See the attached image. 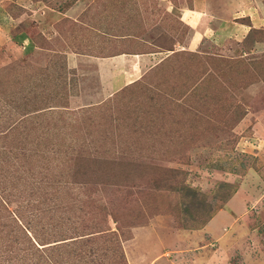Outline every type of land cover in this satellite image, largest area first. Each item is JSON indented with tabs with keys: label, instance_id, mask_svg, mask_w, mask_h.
Segmentation results:
<instances>
[{
	"label": "rangeland",
	"instance_id": "1",
	"mask_svg": "<svg viewBox=\"0 0 264 264\" xmlns=\"http://www.w3.org/2000/svg\"><path fill=\"white\" fill-rule=\"evenodd\" d=\"M67 1L0 0V264H264V67L251 64L264 59V0H75L60 12ZM87 2L91 17L79 11ZM166 8L176 25L158 35L181 43L182 10L205 19L191 51L203 64L188 56L189 71L174 78L162 56L135 91L103 88L81 61L86 40L119 17L157 9L167 22ZM65 19L84 28L66 30ZM192 68L207 81L192 85ZM210 74H225L222 89ZM22 94L36 102L28 117L16 107ZM46 96L54 97L42 112ZM73 127L78 144L61 139ZM69 143L103 160L89 200L80 184L65 187L70 171L45 185L40 171L22 167L26 148L69 160Z\"/></svg>",
	"mask_w": 264,
	"mask_h": 264
},
{
	"label": "crops",
	"instance_id": "2",
	"mask_svg": "<svg viewBox=\"0 0 264 264\" xmlns=\"http://www.w3.org/2000/svg\"><path fill=\"white\" fill-rule=\"evenodd\" d=\"M158 1L160 2L163 0ZM89 3L90 2L84 4L82 8H79V11L82 12L84 9H89L87 15L91 16L92 14H90ZM76 7L77 6L75 5L73 8ZM73 8H71V10H73ZM105 9L112 11V9L107 7H105ZM186 10H182L181 16L179 17L187 27L186 35L184 36L182 43L176 39L177 37H175V35L174 37L171 36V33L169 32V36H166L163 41L165 42V44L162 45L164 48L156 47L154 43L157 37L162 36L158 35L161 30L165 29L164 31H168L170 30L171 25H176L173 20L176 17L170 14L172 13L171 10L166 8L164 11L166 14H170L171 17H164L167 22L163 23L160 10L157 9L153 10L154 13L151 18L148 17L145 20L139 18L137 15L135 18L128 16L127 20H118L121 17L112 19L113 17L110 15L112 19L111 22L118 25V27L110 30L113 27V24H109L111 27L110 29L108 28L105 32H100V34H103L104 36L99 35L95 41H89L90 38H88L85 45V54H80L82 57L81 61L83 63L85 62L84 58L86 59L89 69L95 71V76L101 82L102 87L107 83V87L118 91L132 82L138 81V79H140L145 73H151L154 70L157 71V65L161 61L162 56L168 57L174 51L177 52L184 50L191 52L198 49V46L204 40L206 35L203 26L205 19L201 15L196 16L191 14L193 12L192 9ZM195 12L197 13L198 10H195ZM79 13L75 15L77 18ZM66 14L67 12L65 15ZM148 14L152 13L148 12ZM152 18H155V21H151ZM134 21H136V23ZM155 25H157V28L152 31V36L150 37V34L148 33L151 28L150 26L153 27ZM237 25H240L241 27L248 26V24L243 23H237ZM222 27H226V30H228L227 27L229 29L231 27V29L235 30L233 24H227V22L225 24L223 23ZM231 29L228 32L232 31ZM99 40H104V42L98 44L95 43ZM171 43L173 44L171 45ZM152 77L154 78V76ZM103 88H105V86ZM211 223L213 224L210 225ZM210 224L205 227L206 230H201L202 235L205 234L206 236V233L208 232L207 230L210 226H214V221L212 220ZM140 229L142 230L143 228ZM147 236L151 235L148 234Z\"/></svg>",
	"mask_w": 264,
	"mask_h": 264
},
{
	"label": "trees",
	"instance_id": "3",
	"mask_svg": "<svg viewBox=\"0 0 264 264\" xmlns=\"http://www.w3.org/2000/svg\"><path fill=\"white\" fill-rule=\"evenodd\" d=\"M75 0H72V1H70V0H68L67 2H63L62 3V5H60L58 8V10L60 11V12H63V11H66L68 8H70V6L72 5V4H74L73 2H74ZM171 1H173V0H171ZM100 12H102V9H101V11ZM99 12V13H100ZM138 12V11H137ZM97 13V12H96ZM99 13H97V14H99ZM137 16H139L141 19H144L145 20V16L144 15H142V16H140V15H138V14H136ZM91 16H93V14L91 15ZM90 16V17H91ZM68 21L65 19L64 21H62L61 23H66V30H70L71 32H73V31H75V30H81L82 28H84L83 27V24H80V23H78L79 22V20H78V22H74V21H70L69 23H67ZM254 29V28H253ZM259 29H255L254 31L256 32V31H258ZM261 31H264V30H261ZM163 33V32H162ZM259 33V32H258ZM264 33V32H263ZM163 35H166L165 33H163ZM165 38H166V36H160V37H157L156 39H155V43H154V45L155 44H157V43H160V44H157L156 45V47H160L161 48V45H164V40H165ZM171 49V48H170ZM121 53V52H120ZM172 55V56H171ZM171 55H169L168 57H167V59L169 58V57H171V59L169 58L166 62H167V65H171L170 66V70L172 71V72H174L176 75H172V76H170V77H174V78H176V76H179V75H181V74H183V71H185V72H187V71H189V69H190V65L188 64V56H190L191 58H198V60H197V64L198 65H200V63H202L203 64V62H202V60H201V57L200 56H198V54L197 53H195V52H189V51H184V50H181V51H174V52H172V54ZM208 56V58H212V55H207ZM217 60H223L222 58L221 59H217ZM201 64V65H202ZM246 64H248V63H245V65ZM252 64V66L253 65H256V64H262V66L264 67V59L263 60H256V61H254L253 63H251ZM184 68H186V69H184ZM193 69V68H192ZM192 72H195L196 73V71L193 69V70H191ZM221 73H222V71H221ZM197 75H195L194 77H191L192 78V81H191V83H192V85H193V83H195L194 85H195V87H197L198 85H199V83H200V85H201V83L203 82L202 80L203 79H206V80H204V81H207V78H204L203 76H204V73H203V71H199V73H196ZM225 74H223L222 75V78L221 79H216L214 76H212V74H210L209 76H208V79H211V80H213L212 82H213V84H214V87H217L218 89H222V79L223 78H225L226 79V77L224 76ZM201 77L200 79L201 80H198V79H196L197 77ZM224 76V77H223ZM163 77V76H162ZM162 77L160 78V79H162ZM170 77H168L169 79H167V78H165V79H167V80H165V81H169L170 82V79H172V78H170ZM159 79V80H160ZM164 81V82H165ZM49 83V82H48ZM160 83H162V82H160ZM172 83H175V80H173L172 81ZM222 83V84H221ZM53 84H57V83H53ZM129 86V87H128ZM140 86H142V80L141 81H134V82H132L131 84H129V85H127V86H124L123 88H121V89H119L118 91H116L115 92V94L117 93H119V92H121V91H123L124 90V92H128V93H130V92H133V91H135L136 89L135 88H137V87H140ZM128 87V88H127ZM176 87H177V84H176ZM193 87V86H192ZM135 89V90H134ZM163 90V89H162ZM116 94V95H117ZM127 94V93H126ZM27 95V96H26ZM26 95H24V94H22L21 96H20V99H21V103H19V104H16L17 106L16 107H24L23 109H26L25 111L26 112H28V113H23V115L25 116V117H28L29 115H30V113H31V109L30 108H33V105H35V103L36 102H34V101H31L29 98H28V94H26ZM57 94H55L54 96H56ZM116 95L114 96V98L112 99L113 100V102L114 101H117L118 100V104H120L119 103V101H120V99L123 97H121V98H116ZM125 95V94H124ZM54 96H46V97H43L42 99L43 100H41L39 103H41L42 105L44 104L45 106H43V110H42V112H45V111H47V110H50L49 109V107H51L50 106V99H53V97ZM47 100H48V102H47ZM49 103V104H48ZM99 104H96V105H94V106H98ZM112 106H108V108H111ZM113 109H114V107H113ZM22 111H24V110H22ZM62 117H63V115H62ZM61 117V118H62ZM239 117H241V116H239ZM239 119V118H238ZM84 120V119H83ZM88 120H90V117L87 115V117L85 118V121H88ZM61 121L62 122H64V120L63 119H61ZM76 121H78V119H76ZM78 125V124H77ZM58 126H60V124L58 125ZM8 127H12V125H10V126H8ZM63 127V126H62ZM61 128V127H60ZM64 129V128H63ZM63 129H61V130H63ZM60 132V131H59ZM78 132H80L81 133V131H79L78 129H77V131H76V127H73V129L69 132V131H66L65 133H66V135L65 136H62L61 137V139H64V142H66V141H71V142H73V143H80L79 142V137H77V135H76V133H78ZM86 135V134H85ZM84 135V136H85ZM84 136H82V137H84ZM59 137H60V134H59ZM78 138V139H77ZM78 141V142H77ZM70 144V143H69ZM54 145L55 144H53L50 148H54ZM71 145V149L70 150H72V151H68L69 153H72V154H75V155H71V158L69 159V160H67L66 161V159H64V161H63V159L61 158V157H50V156H46V154L44 153V154H39L38 153V151H37V153L35 152V151H33V154H31V155H29L28 154V148H26L27 146H25V147H23V148H26L25 149V151H23V153H21L22 154V158L21 159H23L22 160V164H23V166L22 167H26V166H29V167H32L33 169H37L38 171H40L41 173L40 174H38L37 175V177L39 178V180L42 182V183H44V182H46V181H48V180H52L55 176H58L59 174H61V175H64V176H66L64 173H68L69 171H70V177H67V178H64V179H66V181L64 182V184L66 185L65 187H67V186H72V184H80L81 185V187L84 189V191H85V194L88 196V200H89V198H91V196L90 195H92V192L90 191V192H88L87 191V189L90 187L91 188V186H90V181H89V179H90V177H92V176H94V175H98V171L99 170H101L102 168H103V166L101 165V162L103 161V160H99L98 158H101V157H97V158H95L94 156H88V155H80V152H79V150H80V148L79 149H77V150H75V151H73V144H70ZM15 149H19V148H15ZM37 149V148H36ZM53 150V149H52ZM58 150H60V149H56V151H58ZM88 150H89V147H87V150H85L84 151V149H81V153H83V152H88ZM30 151H32V150H30ZM78 151V152H77ZM76 152H77V155H76ZM78 153H79V155H78ZM88 154V153H87ZM94 165H96V168H95V166ZM108 166V165H107ZM42 169H45V170H43V171H41ZM107 173H108V175H109V171H107ZM99 174L101 175V173L99 172ZM135 173H132V172H130V173H128L127 175H134ZM142 173H140V175H141ZM136 175V174H135ZM11 177H14V176H11ZM134 178V176L133 177H131L130 179H133ZM92 179V178H91ZM161 180H159V182H160ZM19 183H22L21 181H18ZM59 183H62L60 180H55V181H51V182H49L48 184H45V185H56V184H59ZM31 185H32V187H36L35 185H36V183H31ZM60 185V184H59ZM59 188H60V186H58ZM70 196H72L71 194H69ZM102 231H105V230H102ZM100 234V232H99V230H96V231H91V232H88V233H83V234H79L78 236H88V237H92V236H97V235H99ZM102 234V233H101ZM78 239H81V238H78ZM35 244V243H34ZM43 245L45 244V243H42ZM58 244H60V243H58ZM54 245H57V244H54ZM54 245H50V246H47V247H52V246H54ZM46 246H44L43 248H47ZM36 249H35V251L37 250L38 251V249H40V248H38V247H35ZM76 251V250H75ZM75 251H73L74 253H76ZM41 259V258H40ZM54 259V262H55V264L58 262V260L57 261H55L56 260V258H53ZM49 264H54V263H49Z\"/></svg>",
	"mask_w": 264,
	"mask_h": 264
}]
</instances>
